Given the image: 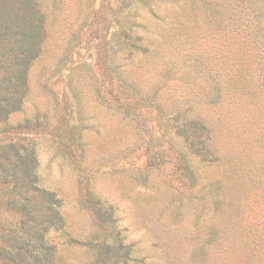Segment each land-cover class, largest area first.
<instances>
[{
    "label": "rangeland",
    "instance_id": "obj_1",
    "mask_svg": "<svg viewBox=\"0 0 264 264\" xmlns=\"http://www.w3.org/2000/svg\"><path fill=\"white\" fill-rule=\"evenodd\" d=\"M38 1L45 38L8 122L62 198L65 227L51 234L62 263L90 264L99 200L130 248L119 264H264V51L243 6L264 0ZM162 111L208 123L212 159L151 141L152 125L167 135ZM148 146L167 150L160 168L147 166Z\"/></svg>",
    "mask_w": 264,
    "mask_h": 264
},
{
    "label": "trees",
    "instance_id": "obj_2",
    "mask_svg": "<svg viewBox=\"0 0 264 264\" xmlns=\"http://www.w3.org/2000/svg\"><path fill=\"white\" fill-rule=\"evenodd\" d=\"M124 2L131 4L133 0ZM243 6L246 15L253 12L251 30H255L252 35L255 51H264V8L258 2ZM232 8L231 4L229 9ZM45 33L46 16L38 0H0V136H8L0 137V264H63L51 235L65 227L62 198L41 184L35 143L8 122L22 107L28 90V70L41 52ZM128 35L131 41L126 47L132 54L142 44L133 28L128 30ZM260 64L264 92L263 57ZM118 106L145 125L142 108H133L129 102ZM161 113L170 122L165 125L167 135L160 134L157 125L151 124V141L166 139L178 150L186 147L190 153L212 159L208 123L196 117L181 122L177 117ZM178 141L183 144L179 145ZM166 151L164 147L154 151L148 146L147 166L154 169L163 166ZM185 164V171L192 177L189 161L185 160ZM94 202L98 231L85 243L92 256L90 264L128 263L130 248L121 236L114 209L99 200Z\"/></svg>",
    "mask_w": 264,
    "mask_h": 264
}]
</instances>
